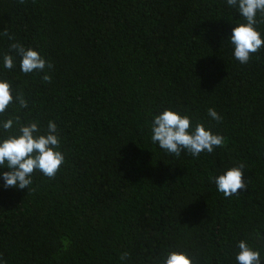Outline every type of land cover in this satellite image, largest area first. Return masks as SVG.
<instances>
[{"label": "trees", "instance_id": "16d2710c", "mask_svg": "<svg viewBox=\"0 0 264 264\" xmlns=\"http://www.w3.org/2000/svg\"><path fill=\"white\" fill-rule=\"evenodd\" d=\"M244 22L227 0H0V79L28 105L0 121L19 116L41 134L55 122L65 157L23 190L3 188L0 167L6 264H163L170 251L237 264L240 240L264 264V46L235 59L230 37ZM15 42L53 67L25 74L16 57L6 69ZM165 109L223 146L199 157L161 149L151 126ZM240 163L247 190L225 197L212 178Z\"/></svg>", "mask_w": 264, "mask_h": 264}, {"label": "clouds", "instance_id": "9594fccd", "mask_svg": "<svg viewBox=\"0 0 264 264\" xmlns=\"http://www.w3.org/2000/svg\"><path fill=\"white\" fill-rule=\"evenodd\" d=\"M23 2L24 0H20V3ZM227 4L230 7H238L239 14L246 21L232 29L230 42L234 46L235 59L241 64H247L251 56L264 46V39L258 30V26L264 24V0H227ZM258 15L260 19L257 18ZM3 35L8 36L9 40L15 39L7 31ZM16 57L20 58V68L25 74L33 71L44 72L46 68L53 67L38 51L26 49L19 42L9 45V53L3 56L4 67L9 70L15 67ZM42 79L51 82V76L48 74L43 75ZM13 92L12 84L0 79V116H4L13 103H18L21 108L28 106L22 93L16 92L14 96ZM208 115L216 121L222 119L212 108L208 109ZM14 125H19L18 134L13 133ZM0 129L9 133L6 138L0 139V167L9 169L2 173L3 188L29 189L35 171L49 178L56 176L65 162V157L59 150L61 140L55 122L49 121L44 134H41L36 122L21 125L20 117L15 116L0 121ZM151 132L152 142L166 152L175 154L176 157L182 152L199 157L202 152L212 153L215 147L223 146L225 142L222 135L213 134L202 123H197L193 128L188 115H181L170 109H165L154 117ZM244 168L245 165L240 163L213 177L218 191L225 197H231L239 194V190H247ZM237 248L238 252L235 256L237 264H261L260 252L254 250L246 240H240ZM128 256L129 253L125 252L120 259L123 261ZM0 264H6L2 257ZM163 264H195V262L185 251H170Z\"/></svg>", "mask_w": 264, "mask_h": 264}]
</instances>
